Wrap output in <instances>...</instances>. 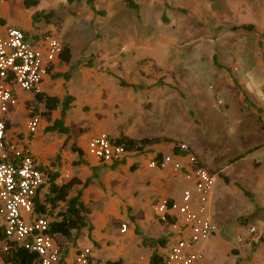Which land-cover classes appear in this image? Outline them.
<instances>
[{
	"label": "crops",
	"instance_id": "obj_1",
	"mask_svg": "<svg viewBox=\"0 0 264 264\" xmlns=\"http://www.w3.org/2000/svg\"><path fill=\"white\" fill-rule=\"evenodd\" d=\"M24 1L15 0L13 7L11 0H0V35H5L9 28L21 30L26 38L36 39L43 35L41 28L34 27L33 16L52 10L54 0H38L36 6L30 7H26ZM61 1L62 5L66 4L65 0ZM226 5L225 0L223 13L226 18L219 20V23H228L230 31L250 38L253 47L249 52L245 51L249 55L248 61L242 60V53L237 54L234 50L233 55L239 58H235L233 63L226 67L214 64L221 71L217 90H234L244 85V80L250 82L245 67L253 69L254 74L261 79L264 78V0H240L233 2L229 9ZM237 7L245 10L247 17L244 21L236 18L240 14ZM245 25L251 28H241ZM114 34L110 35L113 40ZM116 39L114 48H110L109 44L91 42L92 47H95L82 55H72L71 47L59 39L69 47V60L57 59L41 83V93L57 97L60 101L66 96L73 98L63 117V125L68 128V133L48 130L54 121L61 119V105L45 115V106L35 98V94L16 87L13 88L15 102L6 114L4 144L28 147L47 177L35 197L36 205L31 218L44 217L51 222L65 208L66 203L57 202L52 207L47 199L50 186L65 184L71 179L78 181L72 186L69 196L79 194L82 206L87 209V225L78 232L72 231L68 238L53 236L59 250L57 264H75L76 253L85 248L90 250L91 264H149L153 254L164 259L179 234L170 228L174 213H170L168 222H161L154 207L162 198L179 201L184 190L193 191L194 188L193 181H186L182 177L173 178L168 170L147 166L154 154L177 152L174 138L150 132L156 128L155 125H161L163 116L173 112L177 117L178 100L171 94V83L168 82L169 93L165 92L168 85H163L159 79L149 82L145 81L146 78L141 79V68L135 65L136 61L127 59L129 55L135 54L130 36L119 35ZM261 94L264 95V89ZM234 98L240 101L237 108H240L241 114L242 96L235 93ZM250 102L255 104V109L251 111L262 118L264 102L255 96H250ZM152 111L160 114V117H154ZM34 116L39 118V123L35 132L30 134L26 123ZM52 132L61 138H51ZM99 133H106L113 140L120 135L132 139L164 137L169 140L146 145L140 153L127 150L129 154L121 162L101 164L86 155L87 143ZM258 147L253 146L246 152L256 151ZM192 152L204 167L214 173L204 158L194 150ZM244 155L245 152L241 154V160L248 156L242 158ZM261 159L255 162L259 173L256 177L248 178L251 189L247 190L245 185L242 189L234 188L239 195L249 196L254 206L248 213L260 220L264 219V158ZM183 162L188 169H192L184 158ZM222 171L219 168L215 173L223 177ZM66 173L69 179L64 178ZM53 175L56 177L53 178ZM224 180L228 182L229 179L225 177ZM85 182L88 184L84 185ZM214 195L213 189L208 203V216L216 226L210 217V201ZM254 200L258 203L255 204ZM122 225L125 226L124 231ZM251 226H241L238 232L243 236L237 234L232 238L228 228H219L217 225L216 233L198 247L201 258L194 264H264V237L259 243L254 239L257 229H262L260 232L263 233L264 228L253 226L254 232L249 233ZM0 233L3 234L1 219ZM145 238L156 242L152 246L146 245L143 243ZM1 247L0 240V264H8L2 259Z\"/></svg>",
	"mask_w": 264,
	"mask_h": 264
},
{
	"label": "rangeland",
	"instance_id": "obj_2",
	"mask_svg": "<svg viewBox=\"0 0 264 264\" xmlns=\"http://www.w3.org/2000/svg\"><path fill=\"white\" fill-rule=\"evenodd\" d=\"M132 1L136 8L126 6L123 0H95V10L91 11L85 0L72 5L54 0L49 21L41 17L33 25L41 28L43 35L36 39L25 38L37 45L45 34H50L67 43L72 55H82L95 47L91 42L114 48L119 35L130 36L135 54L127 59L136 61L135 65L141 68V79L146 78L147 82L159 79L163 85H168L165 92L169 93L171 83V94L178 100L177 117L173 112L163 116L161 125H155L150 133L174 138L175 144H187L214 169L215 195L210 201V217L219 228H228L232 238L237 234L243 236L238 232L241 226L264 228L263 218L256 219L248 213L254 206L249 196L234 191L244 185L247 190L251 189L248 178L256 177L260 170L255 162L264 158V116L254 114L251 110L255 109V104L250 102V96L264 102L261 94L264 78L245 67L250 82L244 80V85L234 88L236 92L224 88L217 90L221 71L214 66L226 67L233 63L239 58L233 55L234 50L242 53V60L248 61L245 51L252 49L251 39L230 31L228 23H219L226 18L223 13L225 0ZM237 1L240 0H226V7L229 9ZM11 3L15 7V0ZM237 10L240 14L236 18L244 21L245 10L242 7ZM113 33L114 40L110 36ZM235 93L242 96L241 114ZM152 115L160 117L154 111ZM50 135L61 138L57 133ZM253 146L259 147L251 153L246 152ZM243 152L242 158L248 156L241 160ZM219 168L223 170V177L215 173ZM260 231L257 229L255 233L256 243L264 237V232Z\"/></svg>",
	"mask_w": 264,
	"mask_h": 264
},
{
	"label": "built area",
	"instance_id": "obj_3",
	"mask_svg": "<svg viewBox=\"0 0 264 264\" xmlns=\"http://www.w3.org/2000/svg\"><path fill=\"white\" fill-rule=\"evenodd\" d=\"M62 51L63 43L50 34H45L37 45L28 42L24 33L16 28H9L5 35H0V219L4 239L36 254L38 264L59 261V250L49 234V221L44 217L31 218L35 197L47 177L28 147L4 144L5 119L15 102L13 88L40 93L43 79ZM38 123V117H31L26 123L28 133H34ZM175 149L174 153L154 154L147 166L168 170L173 178L193 181L194 188L184 190L179 201L162 198L154 212L161 222H168V216L174 213L170 228L179 234L163 264H194L201 258L198 247L217 231L208 216L215 176L186 144H176ZM128 154L129 151L106 133L91 138L86 146V155L101 164L121 162ZM183 158L191 170L184 165ZM64 178L69 179V174ZM248 231L253 233L254 228ZM8 250L9 245L3 242L1 251ZM75 264H91L88 248L76 253Z\"/></svg>",
	"mask_w": 264,
	"mask_h": 264
},
{
	"label": "trees",
	"instance_id": "obj_4",
	"mask_svg": "<svg viewBox=\"0 0 264 264\" xmlns=\"http://www.w3.org/2000/svg\"><path fill=\"white\" fill-rule=\"evenodd\" d=\"M67 4H73L80 2L81 0H65ZM86 5L89 7L91 11H94V2L95 0H85ZM123 3L126 6L131 8H136V5L132 0H123ZM38 4V0H25L24 5L26 7L36 6ZM98 13V11H97ZM53 12L49 10L46 13H36L33 16V20L36 21L38 18H46L47 21L52 17ZM163 20L167 19L163 17ZM237 27H232V29H236ZM243 29H250V25L242 26ZM69 47L66 44H63V51L60 55L61 60L68 61L69 60ZM65 77H67L65 75ZM121 84L125 85L121 82ZM35 98L42 102L45 106V115H49L52 110L61 105V119L53 122L52 126L48 128L49 131H56L58 133L66 134L68 133V128L63 125V117L66 112L69 110V105L72 102L73 98L70 96H66L62 101H60L57 97L48 96L44 93H36ZM169 139L164 137H155V138H143V139H132L127 136L120 135L114 141L117 144L122 145L126 150L136 151L141 150L144 146L150 144H156L160 142H167ZM74 151H78L76 147H72ZM56 175H53V178ZM78 181L75 179H71L65 184L55 185L52 184L49 189L48 201L54 207L57 202H65L66 206L63 210L59 211L54 219L49 222V234L53 237L54 235H61L63 237H70L72 231L78 232L80 229L87 225L86 221V212L87 209L82 206L80 202L79 194L75 196H69L70 190L73 185L77 184ZM88 183L85 182L84 185ZM36 205V203H35ZM36 210V208H35ZM39 211V209L37 208ZM0 240L5 242V244L9 245V250L2 253V259L4 263L8 264H38V256L34 253L28 252L23 247L14 244L12 242H7L4 239V235L0 233ZM156 241L152 239H143V243L146 245H154ZM105 264H120L119 262H107ZM149 264H163V258L158 256L157 254H153Z\"/></svg>",
	"mask_w": 264,
	"mask_h": 264
}]
</instances>
